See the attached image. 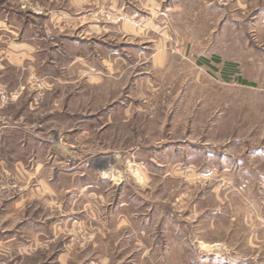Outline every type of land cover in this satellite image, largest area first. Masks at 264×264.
<instances>
[{"label":"rangeland","instance_id":"374dc122","mask_svg":"<svg viewBox=\"0 0 264 264\" xmlns=\"http://www.w3.org/2000/svg\"><path fill=\"white\" fill-rule=\"evenodd\" d=\"M112 1L0 59V264H264V0Z\"/></svg>","mask_w":264,"mask_h":264},{"label":"crops","instance_id":"0c3cea01","mask_svg":"<svg viewBox=\"0 0 264 264\" xmlns=\"http://www.w3.org/2000/svg\"><path fill=\"white\" fill-rule=\"evenodd\" d=\"M112 2L118 5V0ZM89 3L90 0H0V59L19 69L31 59L61 54L69 42L84 40L67 32L77 24L71 8ZM47 30L57 31L54 37L61 42L59 47L48 42ZM87 31L96 32V26L89 25ZM0 75L4 77V73Z\"/></svg>","mask_w":264,"mask_h":264},{"label":"bare ground","instance_id":"6f19581e","mask_svg":"<svg viewBox=\"0 0 264 264\" xmlns=\"http://www.w3.org/2000/svg\"><path fill=\"white\" fill-rule=\"evenodd\" d=\"M105 173V172H104ZM109 174V173H108ZM103 176H107L106 174H103Z\"/></svg>","mask_w":264,"mask_h":264}]
</instances>
